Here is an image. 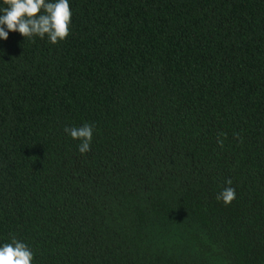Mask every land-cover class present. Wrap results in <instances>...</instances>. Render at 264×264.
I'll return each mask as SVG.
<instances>
[{
  "label": "trees",
  "instance_id": "obj_1",
  "mask_svg": "<svg viewBox=\"0 0 264 264\" xmlns=\"http://www.w3.org/2000/svg\"><path fill=\"white\" fill-rule=\"evenodd\" d=\"M70 8L56 44L0 40V243L33 264H264V0ZM83 123L81 154L64 128Z\"/></svg>",
  "mask_w": 264,
  "mask_h": 264
},
{
  "label": "clouds",
  "instance_id": "obj_2",
  "mask_svg": "<svg viewBox=\"0 0 264 264\" xmlns=\"http://www.w3.org/2000/svg\"><path fill=\"white\" fill-rule=\"evenodd\" d=\"M72 11L70 0H0V40H7L10 32H18L24 38L47 37L56 44L69 35ZM93 125L83 123L79 127L65 126L64 132L77 145L81 154L90 151L93 139ZM217 194L216 199L230 203L236 195L231 179ZM34 253L27 243L16 238L0 243V264H33Z\"/></svg>",
  "mask_w": 264,
  "mask_h": 264
}]
</instances>
